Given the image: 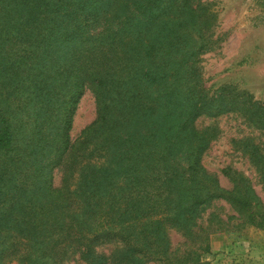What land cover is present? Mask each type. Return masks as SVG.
<instances>
[{"label":"trees","instance_id":"trees-1","mask_svg":"<svg viewBox=\"0 0 264 264\" xmlns=\"http://www.w3.org/2000/svg\"><path fill=\"white\" fill-rule=\"evenodd\" d=\"M214 23L199 0H0V264H207L217 201L264 230L252 180L203 164L218 132L197 122L235 116L260 133L232 143L264 187V101L204 86Z\"/></svg>","mask_w":264,"mask_h":264},{"label":"rangeland","instance_id":"rangeland-1","mask_svg":"<svg viewBox=\"0 0 264 264\" xmlns=\"http://www.w3.org/2000/svg\"><path fill=\"white\" fill-rule=\"evenodd\" d=\"M209 4L215 14V35L221 37L212 49L201 56L200 68L204 86L212 94L222 86H234L252 94L256 100L264 101V0H199ZM96 117V101L91 90L83 96L74 118L72 139ZM199 128H216V138L205 153V168L216 174L220 185L226 189L231 184L220 170L232 165L245 173L253 182L257 194L264 203V187L255 169L235 152L233 139L248 136L260 137V133L248 128L235 116L224 115L218 119L202 118ZM260 140V138L258 139ZM261 140H264L262 136ZM62 174L56 172L55 185H60ZM203 225L210 226L211 251L203 257L207 264H264V230L254 226L243 227L232 216L228 204L217 201L202 211ZM225 225H222V223ZM215 226V227H214ZM213 228L219 230L213 231ZM173 248L183 252L189 244L176 232H171ZM110 247V245H109ZM105 253L110 248H102ZM15 264V263H12ZM66 264H76L67 261Z\"/></svg>","mask_w":264,"mask_h":264}]
</instances>
